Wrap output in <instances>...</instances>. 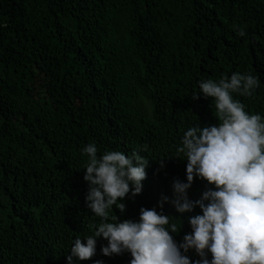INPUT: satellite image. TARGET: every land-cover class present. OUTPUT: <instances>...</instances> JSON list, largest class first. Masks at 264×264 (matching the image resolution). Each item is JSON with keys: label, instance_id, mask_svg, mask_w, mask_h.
<instances>
[{"label": "trees", "instance_id": "trees-1", "mask_svg": "<svg viewBox=\"0 0 264 264\" xmlns=\"http://www.w3.org/2000/svg\"><path fill=\"white\" fill-rule=\"evenodd\" d=\"M234 72L258 78L251 97L233 96L264 117V0H0V264H67L74 239L93 234L92 142L98 156L149 160L141 194L123 214L113 207L118 220L162 210L181 243L201 213L172 205L173 181L186 182L176 149L190 127L218 123L211 99L192 97L199 81ZM210 187L194 178L187 197ZM106 245L74 264H129L128 253L103 256Z\"/></svg>", "mask_w": 264, "mask_h": 264}, {"label": "clouds", "instance_id": "clouds-1", "mask_svg": "<svg viewBox=\"0 0 264 264\" xmlns=\"http://www.w3.org/2000/svg\"><path fill=\"white\" fill-rule=\"evenodd\" d=\"M238 34L243 37L245 31ZM258 87L257 77L240 72L199 81L192 98H210L218 123L190 127L176 149L185 157L176 159L186 161V182L173 181L172 205L179 214L197 207L201 213L189 217L191 231L179 244L173 234L181 223L162 210L141 208L137 221H119L113 213L115 207L123 214L125 198L141 194L149 160L113 150L98 156L95 142L86 145L85 204L99 223L92 235L74 239L67 264L91 259L98 238L107 241L103 256L128 253L129 264H264V117L248 113L233 96L251 97ZM168 159H160L159 166ZM194 178L212 187L193 202L187 191ZM190 250L198 260L186 255Z\"/></svg>", "mask_w": 264, "mask_h": 264}]
</instances>
